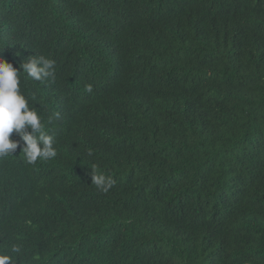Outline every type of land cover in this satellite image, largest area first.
<instances>
[{"label":"trees","instance_id":"1","mask_svg":"<svg viewBox=\"0 0 264 264\" xmlns=\"http://www.w3.org/2000/svg\"><path fill=\"white\" fill-rule=\"evenodd\" d=\"M34 55L57 155L0 159V254L264 264V0H0V58Z\"/></svg>","mask_w":264,"mask_h":264},{"label":"clouds","instance_id":"2","mask_svg":"<svg viewBox=\"0 0 264 264\" xmlns=\"http://www.w3.org/2000/svg\"><path fill=\"white\" fill-rule=\"evenodd\" d=\"M20 68L0 58V159L13 156L19 148L25 161L32 165L38 160L46 161L56 157L54 137L46 131L44 117L30 104L35 97L26 96L20 89L21 73L32 81L43 82L55 79V60L43 55L32 56ZM85 90L92 92V86ZM51 117L48 122L51 123ZM13 133L18 138H13ZM91 182L101 192H108L115 180L111 176L98 174L93 168ZM13 253L21 251L20 246H12ZM0 264H13L12 256L0 254Z\"/></svg>","mask_w":264,"mask_h":264}]
</instances>
